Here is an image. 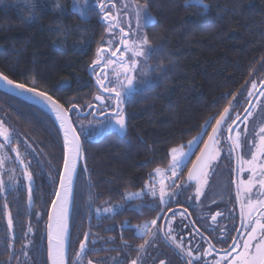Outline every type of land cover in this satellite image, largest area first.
I'll list each match as a JSON object with an SVG mask.
<instances>
[{
	"label": "trees",
	"instance_id": "obj_1",
	"mask_svg": "<svg viewBox=\"0 0 264 264\" xmlns=\"http://www.w3.org/2000/svg\"><path fill=\"white\" fill-rule=\"evenodd\" d=\"M57 3L65 15L55 12ZM140 3H147L155 20L144 29L150 45V70L145 75L149 84L124 105L126 136L104 132L93 138L87 131L90 120L98 118L84 114L98 94L88 70L105 36L99 10L87 7V16L82 17L77 0H0V73L28 86L35 81L37 90L46 91L65 108L74 103L73 124L78 132L81 126L86 130L70 223L81 186L85 195L93 185L112 201L135 193L156 167L168 166L171 148L186 146L202 132L204 142L211 130L205 121L215 125L233 95L237 101L254 79L264 77V0H202L207 9L198 0ZM33 6L39 16L35 23L30 22ZM161 68L167 70L163 79ZM0 120L12 132L21 155L32 160L31 208L38 205L47 212L42 227L46 239L62 170V133L46 111L1 92ZM13 163L16 184L23 185L28 199V181L19 162ZM5 176L11 175L2 171L4 181ZM35 215L32 225L39 222Z\"/></svg>",
	"mask_w": 264,
	"mask_h": 264
},
{
	"label": "snow or ice",
	"instance_id": "obj_2",
	"mask_svg": "<svg viewBox=\"0 0 264 264\" xmlns=\"http://www.w3.org/2000/svg\"><path fill=\"white\" fill-rule=\"evenodd\" d=\"M204 8L202 0H198ZM88 0H85V4ZM95 8L101 13V19L106 25V33L110 38L101 43L95 51V58L90 65L95 83L98 86V94L94 99L100 103L96 105L99 115L105 119L100 121V127L108 134L118 130L121 136L127 134V117L125 112V103L136 93H142L149 82L140 80L137 82V73L142 76L146 75L150 70L148 60L150 58L149 39L142 31L144 25L155 23L154 18L149 15L147 3H140V0H130L123 2L122 6L117 7L115 0H94ZM129 9L132 10V15L135 19V27H133ZM55 12L59 16L65 15L63 7L57 3L54 6ZM31 23L39 20V16L35 13V7L32 9ZM79 14L82 17L87 16L85 8L79 9ZM161 79L167 76V70L161 68ZM0 83L5 88L16 89L17 94H29L28 98L39 100L45 104L54 114L56 121L59 122V129L63 133V162L62 170L58 172V188L54 193L55 198L51 201L52 210L48 214L47 224V256L48 264H85V259L90 249H88V233L84 234V240L81 241L79 251L73 260L69 261L66 257L67 248V219L68 208L71 203L74 181L77 176V169L81 160L85 159L81 136L85 133V129L81 126L78 132L70 117L71 111L76 107L74 103L70 107L65 108L52 95L46 91H38L33 81L32 86L24 83H16L8 76L0 73ZM258 91L261 97H264V81L260 82L258 88L257 83L253 81L251 88L248 90V97H252ZM107 94V95H104ZM236 96L233 95L232 101L223 109L219 119L215 120V125H209L205 121V126L211 127V132L207 133V140L204 141L203 148L200 149L199 155L196 156L191 168L188 170L187 178L183 184L177 183L184 167H187V161L191 159L192 146H199L200 137H193L189 140L186 146L181 148L173 147L168 152L170 162L165 169L156 167L152 173H149V182L146 183L139 192L126 193L125 200L131 201L136 198L150 196L153 200H157L158 204L145 205L149 208H159L155 219L146 221L143 225H136V234L141 238L150 237V240H145L143 244L137 246L138 253H143L150 241H154L163 236L170 244L181 253L188 257L187 264H193L194 261L200 262L201 255H210L215 245L211 240H208L199 229L194 230V239L196 241L195 248L186 247L184 237L181 235L177 239V228H187L189 225L184 224V220L188 218L187 208L183 212L176 213L172 211L169 205L176 200L177 197L183 195L184 191L191 185H195L194 198L197 202L205 195V188L209 183V176L213 174L212 165L220 158L219 145L222 140L229 143V155L235 153L236 169L238 178L233 180L235 184V201L239 206V226L231 230L221 229L216 234V244L225 245L222 248L223 255L216 259L212 264H264V124L258 128H252V136L247 139V143H242V137L248 136V120L253 115L255 105L249 104L251 107L244 109L246 115L236 113L233 101H236ZM111 101V104L106 103ZM93 107V105H88ZM106 109V111L104 110ZM95 114V113H94ZM237 121H240L244 127L241 131L237 126ZM227 133V136H225ZM0 151L5 149L15 153V161L23 171V177L28 181V204L32 205V183L33 175L30 168V161L26 162L21 155L19 147H12L13 135L8 127L5 126L3 120H0ZM246 147L249 152V157L241 155L239 150ZM185 148L187 150H185ZM13 159L9 156H0V176L5 168L6 161ZM85 170H87L85 165ZM12 175L9 177L13 181L11 185L16 187L15 169L10 170ZM247 173V177L244 174ZM168 177L170 182H167L165 177ZM159 178V179H157ZM8 190L5 181L0 178V193ZM189 199H192L191 197ZM215 203V201H212ZM123 206L109 207L103 209L105 213L115 214L117 209ZM172 212V216L168 217L164 213V209ZM5 215L7 216V229L9 232L13 230L12 213L8 211V204H4ZM134 211L140 212V206H136ZM99 213V209L97 210ZM235 212V209L232 210ZM179 215L180 223L173 227V221ZM220 211L211 215L212 224H217V218L222 217ZM164 219L166 223L158 225V221ZM192 223L191 221L189 222ZM235 231L237 234L232 235ZM29 231L31 227L29 226ZM215 233V229H210V234ZM27 235V233L25 234ZM200 241L208 243V249L203 250ZM192 243V241H189ZM194 251L197 255H193ZM27 256L28 253L24 252ZM143 257L131 259L130 264H142ZM86 264H93L91 259H87ZM159 264H167L165 259H161Z\"/></svg>",
	"mask_w": 264,
	"mask_h": 264
},
{
	"label": "flooded vegetation",
	"instance_id": "obj_3",
	"mask_svg": "<svg viewBox=\"0 0 264 264\" xmlns=\"http://www.w3.org/2000/svg\"><path fill=\"white\" fill-rule=\"evenodd\" d=\"M253 81L257 83L259 88L260 82L264 81V77L261 80L254 79ZM251 83L247 87L246 93L241 95L234 103L235 112L244 115V109L251 107L248 101L251 100L252 102L254 99L252 105H255V109L252 117L248 120V136L246 138L242 137V143L244 144L247 143V139L251 138L252 128H258L261 124H264V97H261L258 91L252 97H248L247 92L251 88ZM106 103L111 104L112 102L106 101ZM94 106L95 104L90 107L92 117L102 118L103 116L99 115L98 110ZM104 110L106 111V109ZM237 126L243 131L244 125L240 121H237ZM225 136H227V133H225ZM207 137L206 135L204 141H206ZM0 142H2V138H0ZM203 145L204 142L199 145L195 155L191 157L187 167L182 171L177 183H184L188 170ZM11 146L16 147L14 143ZM219 148L221 149L220 158L212 165L213 174L209 176L205 195L201 197L200 201L197 202L194 198L195 185L193 184L184 191L183 195L177 197L169 205L172 211L176 213L183 212L187 208L188 218L184 220V224L189 225V227L176 229L178 233L177 239L179 240L182 235L186 247L195 248L196 241L199 240V237L194 239L195 229H199L215 245V249L212 250L210 255H201L199 264H212L214 260L219 259L223 255L222 248L225 245L216 244V234L222 228L231 230L238 227L240 223L239 206L235 201V184L232 183L233 180L238 178V174L235 171L237 167L235 153L231 156L229 155V143L225 140L221 141ZM20 152L23 153L21 150ZM239 152L246 158L249 157L246 147H242ZM5 155L15 158V153L8 149L0 151V156ZM13 159L6 161L5 168L2 170L3 174L12 175L10 170L16 168ZM25 160L26 162L30 161V166L32 165L30 158L26 157ZM244 177H247V173L244 174ZM5 181H9L7 176H5ZM10 182H5L8 190L0 193V264H48V241L47 237L46 239L44 238V230L42 229L44 227L43 224L46 223V217L44 218V216H47V212L45 209L37 207L38 205L33 210L30 206L27 207L28 199L26 198L23 185L21 183L19 185L16 184V187L13 188L11 186L13 183ZM148 182L149 179L146 183ZM81 185H79V188ZM82 190L81 186L74 209V218L72 223H70L67 258L69 261L75 258L76 253L79 251L80 243L84 240V234L88 233L87 246L90 251L85 259V264L87 259H91L93 264H130L131 259L137 257V255L143 257L142 264H159L161 259H165L167 264H187L188 257L170 244L162 235L154 241H150L143 253H138L137 251V246L143 244L145 240H150V237L141 238L138 236L135 226L143 225L146 221L156 218L160 209L149 208L145 205L158 204L157 200H153L150 196H144L128 201L125 200L126 193L122 196L116 193L119 196L112 201L111 198L104 197V193H98V190L93 185L88 187L86 195L81 193ZM190 197L192 199H189ZM212 201H215V203H212ZM5 203L8 204V211L12 213L13 217L12 232L7 229ZM116 206L123 207L117 209L115 214L103 211L105 208ZM136 206H140V212L133 210ZM98 209L100 210L99 213ZM233 209H235V212H232ZM37 210L39 214H37ZM217 211L222 212L223 216L218 217L217 224L213 225L211 215ZM164 213L168 217L172 216V212L168 211L167 208L164 209ZM34 214H36L35 217H39V222H35L32 225ZM180 219L179 215H177L173 221L174 228L180 223ZM190 221L192 222L191 224L189 223ZM165 223L166 220L164 219L158 221V225ZM29 226L31 231H29ZM212 228L215 229V233L210 234V229ZM26 233L27 235H25ZM231 234L236 235L237 233L233 230ZM38 236H40V239L37 238ZM189 241H192V243H189ZM200 243L202 244L201 251L208 249L207 242L200 241ZM24 252H27L28 255L25 256ZM193 255H197V252L194 251ZM193 264H198V262L194 261Z\"/></svg>",
	"mask_w": 264,
	"mask_h": 264
},
{
	"label": "water",
	"instance_id": "obj_4",
	"mask_svg": "<svg viewBox=\"0 0 264 264\" xmlns=\"http://www.w3.org/2000/svg\"><path fill=\"white\" fill-rule=\"evenodd\" d=\"M145 29V28H144ZM89 75H90V77L93 79V81L95 82V78H94V76H93V74H92V72L90 71V68H89ZM95 85H96V83H95ZM97 86V85H96ZM97 88H98V86H97ZM39 91V90H38ZM98 91H99V89H98ZM0 92L1 93H3V94H5V95H8V96H11V97H14V98H16V99H19V100H23V101H25V102H27V103H31V104H33V105H35V106H38L39 108H41V109H43L44 111H46L49 115H51L53 118H54V120L56 121V119H55V116H54V114L50 111V109L45 105V104H43L42 102H40L39 100H35V99H31V98H28V96H29V94H24V95H19V94H17V90L16 89H8V88H5L4 86H3V84L2 83H0ZM104 95H107V94H104ZM253 101H254V99L252 100V103H253ZM94 102H95V106L96 105H98L100 102L99 101H96L95 99H94ZM94 106V107H95ZM250 107V106H249ZM96 108V107H95ZM90 110H91V108H89L88 109V111L84 114V116H87L89 113H90ZM244 115H246V113L244 114ZM70 117H71V113H70ZM104 118V116L102 117V118H99V119H103ZM71 119H72V117H71ZM57 122V124H58V126H59V122L58 121H56ZM211 132V131H210ZM62 133V132H61ZM102 133H104V132H102ZM105 133H107L106 131H105ZM112 133H116V134H119L118 133V130H116V131H113ZM120 135V134H119ZM62 136H63V133H62ZM208 138V137H207ZM207 140V139H206ZM204 146V145H203ZM203 148V147H202ZM199 155V154H198ZM196 159V158H195ZM195 161V160H194ZM81 164H83V160H81L80 161V163H79V167H78V169H77V174H78V171H79V168H80V165ZM76 178H77V176H76ZM76 178H75V181H76ZM75 181H74V185H75ZM73 192H74V187H73ZM72 201H73V194H72V199H71V203H70V205H69V208H68V219H67V225H68V230H67V248H66V257L68 258V244H69V239H70V219H71V212H72ZM51 210H52V206H51V208H50V212H51ZM49 212V213H50ZM47 241H48V239H47Z\"/></svg>",
	"mask_w": 264,
	"mask_h": 264
},
{
	"label": "rangeland",
	"instance_id": "obj_5",
	"mask_svg": "<svg viewBox=\"0 0 264 264\" xmlns=\"http://www.w3.org/2000/svg\"><path fill=\"white\" fill-rule=\"evenodd\" d=\"M115 2H116V4H117V7H120V6H122V3L123 2H130V0H115ZM77 5L80 7V8H87V7H94L93 5H94V0H88V3L87 4H85V0H77ZM129 11V13H130V17H131V19H132V24H133V27H135V19H134V16L132 15V10L131 9H129L128 10ZM141 24H142V31L144 32V28H145V25L143 24V21L141 22ZM106 29V28H105ZM108 38H110L109 36H108V34L106 33V30H105V36H104V38H103V42L106 40V39H108ZM140 80H146L145 79V75H141L140 73H137V82H139ZM147 81V80H146ZM98 118H100V117H98ZM104 120V119H103ZM103 120H100V119H96V120H90V123H91V127H90V129H88V131H87V135H89V137H93V138H96V137H98L102 132H105V130L103 129V128H101L100 127V124H99V122L100 121H103ZM197 137H200V140H199V145L202 143V141H203V139H204V134H203V132L199 135V136H197ZM182 147V146H181ZM181 147H177V148H181ZM199 146H196V145H193L192 146V152H196V150H197V148H198ZM185 150H187L186 148H185ZM193 156V155H192ZM191 156V157H192ZM189 161H190V159L187 161V164L189 163ZM165 168H167V166L165 167ZM165 168H162V169H165ZM185 168V167H184ZM184 168H183V170H184ZM182 170V171H183ZM159 179V178H158ZM165 179L166 180H168V181H170L169 179H168V177L166 176L165 177Z\"/></svg>",
	"mask_w": 264,
	"mask_h": 264
}]
</instances>
